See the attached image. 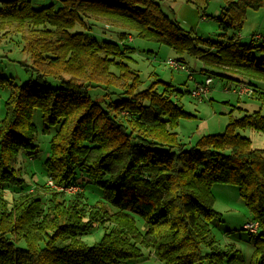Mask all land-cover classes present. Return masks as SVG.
Segmentation results:
<instances>
[{"label": "trees", "instance_id": "obj_1", "mask_svg": "<svg viewBox=\"0 0 264 264\" xmlns=\"http://www.w3.org/2000/svg\"><path fill=\"white\" fill-rule=\"evenodd\" d=\"M58 1V8H34L30 0H0V30L13 27L22 38L33 76L13 85L0 119V264H121L141 258L143 248L164 264H264V149L240 133L264 134V116L230 110L222 133L202 135L187 148L176 131L190 116L175 100L183 92L158 78L144 86L126 44L135 33L167 45L200 60L207 75L248 83L249 96L264 101L252 84L264 81V38L237 39L247 12L264 0H223L221 41L193 36L158 0ZM189 1L205 15L209 0ZM102 21L123 27L119 41L73 30L91 31ZM34 111L42 114L43 131L56 128L47 177L79 187L76 173L84 172L101 189L96 204L88 205L82 190L26 185L17 162L21 150L36 153ZM214 183L236 186L252 209L259 227L250 233V263L209 238L210 222L220 217L212 208ZM7 188L17 193L12 200ZM98 223L109 228L87 245L81 236Z\"/></svg>", "mask_w": 264, "mask_h": 264}, {"label": "rangeland", "instance_id": "obj_2", "mask_svg": "<svg viewBox=\"0 0 264 264\" xmlns=\"http://www.w3.org/2000/svg\"><path fill=\"white\" fill-rule=\"evenodd\" d=\"M30 1L34 8L49 4H54L55 8L60 6L58 0ZM158 2L162 11L171 20L177 22L193 36L212 41L222 40L219 37L218 19L224 7L223 0H209L205 15H202V12L197 10L189 0H158ZM85 23L90 26L92 21H85ZM92 28L91 32L88 28L76 25L73 30L89 32L98 40L119 41L117 38L123 27L102 21L101 24ZM6 30L8 33L4 34ZM6 30H0V119L4 116V103L13 85H20L33 78L32 71L29 69L31 59L23 51L22 38L13 27H7ZM253 35L264 36V6L258 10L248 11L243 26L237 33V39L241 44H245L251 41ZM128 39L126 44L134 48L130 54V65L138 71L144 86L158 78L173 84L178 91L183 92L175 100L190 116L180 120L176 131L180 139L186 142L187 148L194 144L204 131H208L207 134L222 133L230 110H234L232 115L236 117L253 111H259L264 116V101L260 97L244 95L245 93L238 96L233 92V89L237 87L235 81L203 73L202 69L205 66L200 60L188 54L180 55L167 45L141 39L135 33L129 35ZM169 59L181 62L187 71L170 68L167 64ZM208 76L212 79L210 91L203 96L202 100H199L192 96L191 92L196 88L197 83L204 82ZM56 83V81H50V84ZM252 84L255 85L257 92L264 91V81L253 80ZM249 88L252 91L253 86ZM32 122L37 127L36 153L29 155L28 152L21 150L17 167L21 169L26 185L30 188H41L46 184L50 186L44 162L50 150V139L56 128H50L49 132L43 131L44 120L39 111H34ZM240 133L251 140L254 148L264 149L263 133L251 129L241 130ZM76 177L80 180L79 187H76L78 191L84 192L87 204H96L101 199V189L84 172H77ZM53 185L50 187L63 190L59 189L62 186L54 182ZM211 192L214 198L212 208L220 214V217L210 222L209 238H213L220 249L239 250L246 263L252 262L254 260L253 235L243 228L244 224L253 221L252 209L245 204L239 195L238 188L234 185L214 183ZM15 195L17 193L13 192L12 188H7L9 200H12ZM107 207L109 211H114L113 207L109 205ZM137 226L140 229L143 228L139 218H137ZM108 228L107 223H98L93 230L83 234L81 238L87 245H93L101 239ZM19 246L25 245L20 242ZM202 250L209 251L206 246H203ZM142 254V257L137 260L129 259L121 264H164L154 255L152 249L143 248Z\"/></svg>", "mask_w": 264, "mask_h": 264}, {"label": "built area", "instance_id": "obj_3", "mask_svg": "<svg viewBox=\"0 0 264 264\" xmlns=\"http://www.w3.org/2000/svg\"><path fill=\"white\" fill-rule=\"evenodd\" d=\"M255 37L256 38H264V37H262L260 35L259 36H255ZM167 64L172 69L187 71V69L185 68V66L181 62H178V61L169 59L167 61ZM189 77L192 78L191 77V74H189ZM211 82H212V79H211L210 76H208L204 80V82L197 83L196 88L191 92L192 96L198 98L199 100H202L203 96L210 91ZM233 92L235 94H237L238 96H240V95H242L244 93H245L244 95H247V94H251L252 93V91L249 88V84H247V83H239V84H237V87H235L233 89ZM47 181H48V184L50 186H54L53 185V181H52L51 178H48ZM77 187H76V185H72L70 187H63L62 186V187H59V189H63L67 193H74V192H77L78 191ZM258 227H259L258 226V223L255 222V221L248 222V223L244 224V226H243V228L246 231H248L249 233H251V234H256L257 231H258Z\"/></svg>", "mask_w": 264, "mask_h": 264}, {"label": "crops", "instance_id": "obj_4", "mask_svg": "<svg viewBox=\"0 0 264 264\" xmlns=\"http://www.w3.org/2000/svg\"><path fill=\"white\" fill-rule=\"evenodd\" d=\"M248 13V12H247ZM256 36H259V35H256ZM261 36V35H260ZM262 37H264V36H262ZM254 97V96H253ZM208 133V131H204V133L202 134V135H205V134H207ZM201 135V136H202Z\"/></svg>", "mask_w": 264, "mask_h": 264}]
</instances>
